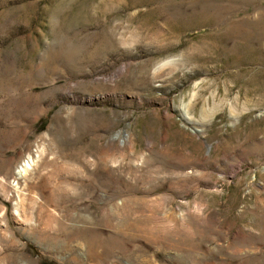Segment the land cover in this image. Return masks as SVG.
<instances>
[{
    "label": "rangeland",
    "instance_id": "rangeland-1",
    "mask_svg": "<svg viewBox=\"0 0 264 264\" xmlns=\"http://www.w3.org/2000/svg\"><path fill=\"white\" fill-rule=\"evenodd\" d=\"M0 263L264 264V0H0Z\"/></svg>",
    "mask_w": 264,
    "mask_h": 264
},
{
    "label": "bare ground",
    "instance_id": "bare-ground-1",
    "mask_svg": "<svg viewBox=\"0 0 264 264\" xmlns=\"http://www.w3.org/2000/svg\"><path fill=\"white\" fill-rule=\"evenodd\" d=\"M55 165V164H54ZM52 165H50V167H51ZM47 170H49V169H47ZM51 170V169H50ZM47 175L45 176V178L42 180V181H36L37 183H35L34 182V184H30V186H29V191L28 192H30L29 193V197H28V199L32 202V203H34V205H35V207H33V210H35V212H34V215H37V216H39L40 214L38 213V212H42L43 211V209H46V207L48 206V205H55V203H56V200H55V198H54V195L55 194H61V190H66V187L67 188H70V187H75V186H83V187H85V186H87L86 184H74L73 183V181H70V180H73L74 179V176H72L71 175V172H65V171H63V169L61 170V169H55V167H54V170H52V171H48L47 173H46ZM42 178H43V176H42ZM75 180V179H74ZM98 190H100V186L99 185H93V186H91L89 189H88V191H87V193H86V197H95V196H98V194L96 193ZM32 194H36V195H38V197L41 199V202H38V200H36V198L35 197H33V196H31ZM65 194V193H64ZM62 196V195H61ZM84 196V197H85ZM59 197V196H58ZM80 200H83V199H80ZM52 207V206H51ZM33 215V216H34ZM61 216V215H60ZM63 218H61V219H58V220H60L59 222H58V226H59V231H60V233H59V236H66V238L68 237V239L70 240V241H74V239H76L77 237H82V235L81 236H79V235H77V234H81L82 232H80L79 231V229H80V227L81 226H79L80 224H82V223H86L87 222V220H86V218L84 217V216H80V215H78V216H73V213H72V215L71 214H68V215H65V216H62ZM70 221V222H73V224H71V225H68L67 223H66V221ZM90 220V219H89ZM92 221V223L96 226V227H94V230H97L98 229V227L101 225L99 222L100 221H98V223L100 224L99 226H97V221L96 220H91ZM37 224L35 225H30V227H32V228H37V227H39V223H40V219L39 218H37ZM41 223H43V222H41ZM80 223V224H79ZM101 227V226H100ZM85 229V228H84ZM116 229V228H115ZM82 231H83V234L84 233H86L87 231H85V230H83L82 229ZM58 232V231H57ZM95 232V231H94ZM94 232H93V234H92V236H91V238L93 237V235H94ZM96 232H98L99 233V231H96ZM87 233H89V232H87ZM91 233L92 232H90V235H91ZM58 234V233H57ZM46 235V234H45ZM88 235V234H87ZM89 235V236H90ZM96 235V234H95ZM86 237V236H85ZM82 239V238H81ZM86 239V238H85ZM88 239V238H87ZM59 240V239H58ZM96 237H93L91 240H90V243L92 244V245H94L95 244V242H96ZM55 241V240H54ZM74 243V242H73ZM94 243V244H93ZM122 245V244H121ZM99 246V245H98ZM72 247H73V245H72ZM90 250V249H89ZM1 264V263H0Z\"/></svg>",
    "mask_w": 264,
    "mask_h": 264
}]
</instances>
